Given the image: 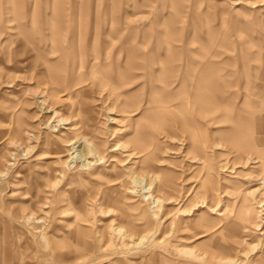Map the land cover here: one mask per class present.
<instances>
[{
  "label": "rangeland",
  "instance_id": "374dc122",
  "mask_svg": "<svg viewBox=\"0 0 264 264\" xmlns=\"http://www.w3.org/2000/svg\"><path fill=\"white\" fill-rule=\"evenodd\" d=\"M0 264H264V0H0Z\"/></svg>",
  "mask_w": 264,
  "mask_h": 264
},
{
  "label": "bare ground",
  "instance_id": "6f19581e",
  "mask_svg": "<svg viewBox=\"0 0 264 264\" xmlns=\"http://www.w3.org/2000/svg\"><path fill=\"white\" fill-rule=\"evenodd\" d=\"M70 145H72V144H70ZM88 146H90V145H88ZM91 149H92V147H91ZM89 152H85L86 154L85 155H91V151L90 150H88ZM94 151V150H93ZM88 157V156H87ZM72 162V161H71ZM158 201V200H157Z\"/></svg>",
  "mask_w": 264,
  "mask_h": 264
}]
</instances>
